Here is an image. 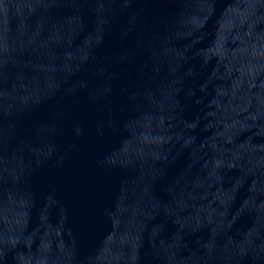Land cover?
<instances>
[{"label": "water", "instance_id": "95a60500", "mask_svg": "<svg viewBox=\"0 0 264 264\" xmlns=\"http://www.w3.org/2000/svg\"><path fill=\"white\" fill-rule=\"evenodd\" d=\"M235 0H0V264H182Z\"/></svg>", "mask_w": 264, "mask_h": 264}]
</instances>
